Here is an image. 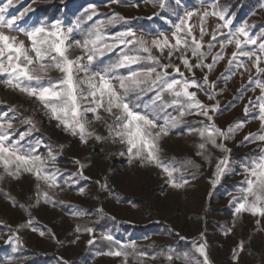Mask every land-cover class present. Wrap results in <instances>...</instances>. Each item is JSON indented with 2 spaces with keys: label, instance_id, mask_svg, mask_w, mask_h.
I'll use <instances>...</instances> for the list:
<instances>
[{
  "label": "rangeland",
  "instance_id": "rangeland-1",
  "mask_svg": "<svg viewBox=\"0 0 264 264\" xmlns=\"http://www.w3.org/2000/svg\"><path fill=\"white\" fill-rule=\"evenodd\" d=\"M3 3L6 0H0V5ZM235 3L236 0H166L162 8L156 0H13L6 10V19H18L13 29L3 27L0 31L23 40L26 47L30 45L26 31L39 26L51 27L57 20L65 32L73 28L69 44L83 43L101 25L104 37L101 43L112 44L116 33L127 30L149 43L161 34L171 40L175 25L187 12L194 13L188 24L193 26L198 39L201 16L205 12H223L231 24L218 29L224 23L218 16L204 18L206 34L201 51L210 53L204 60L205 67L188 71L178 59L180 52L171 57V64L180 66L183 78L194 79L200 85L189 91L196 92L204 105L219 106L218 111L209 113L212 120L199 115V109L185 111L181 105L159 111L150 99L155 96L152 91L142 93L139 99L130 95L136 111L146 112L158 125L168 128V135L158 142L160 161L164 167L175 169L172 179L181 187L171 185L162 167L133 158L127 152L128 145L110 135L109 125H114L115 120L102 109L99 113L102 119H95L91 112L86 118L88 131L103 139L90 137L87 143H82L79 135L65 131L62 125L58 127V121L51 118L38 99L9 88L5 83L7 76L0 74V123L12 124L7 130L6 146L16 143L21 133H26L19 140L21 153L35 147L37 151L32 155L45 159L43 171L54 175L58 184V187H49L44 180H37L24 171L10 176L0 166V176H3L0 180V264H205L198 252L201 244L206 245L209 264H264V217L235 211L238 202L247 195L243 191L248 177L245 166L264 149V142L244 139L249 133L257 137L264 133L258 108L249 104V100L256 103L261 95V89L249 82L250 77L264 82V75L257 73L255 57L238 55L232 60V53L238 51L235 44L222 47L219 42L230 31L245 27L257 44L244 45L243 50L262 56L260 67L264 68V54L258 51L259 43L264 42V0H252L244 10L243 1ZM114 14L124 20L108 23ZM218 30L223 35L212 40L211 34ZM209 42L213 45L211 49ZM136 48L133 44L104 50L103 55L96 56L90 70L106 71L119 60L122 50L147 55L132 51ZM217 53L223 58L209 71L206 65L213 63L212 57ZM70 55L84 53L74 47ZM152 55L161 64L169 63L168 49L163 54L153 49ZM187 56L193 64L199 62L191 50ZM238 64L245 67L238 68ZM152 66L151 61H144L130 68H119L110 75L126 76L131 70ZM168 72L171 77L183 79L173 67ZM48 75L56 80L61 73L49 69ZM205 77L208 83L204 82ZM213 83L214 87H209ZM209 94L213 99H209ZM163 97L164 104L173 100L171 93L165 92ZM170 118L176 122L166 123ZM240 121L245 123L229 134L228 139L217 137V144L223 147L211 143H206L204 150L198 147L205 142L199 131L206 126L214 123L226 131ZM154 131H159V127ZM49 150L54 160L49 159ZM225 157L227 167L217 177V163ZM44 191L49 193L50 200H45ZM248 199L251 202L253 197ZM102 219L118 224L120 231L110 230ZM135 228L143 231H134ZM107 235L113 240L103 239ZM93 239L95 242L90 244ZM241 242L243 251L238 249ZM113 251H121L122 255H109Z\"/></svg>",
  "mask_w": 264,
  "mask_h": 264
},
{
  "label": "snow or ice",
  "instance_id": "snow-or-ice-1",
  "mask_svg": "<svg viewBox=\"0 0 264 264\" xmlns=\"http://www.w3.org/2000/svg\"><path fill=\"white\" fill-rule=\"evenodd\" d=\"M118 2V0H115ZM160 7H165L166 0H156ZM13 0H6V3L0 5V28L7 27L13 29L16 19H6V10L12 6ZM194 15L192 12L185 13L183 18L179 19V23L175 25V30L172 32V39L169 36L161 34L158 38L148 41L137 37L132 30L116 33L113 37V43H101L104 37L101 34L98 26L90 38L83 41H73L69 44L70 34L73 28H68L64 31L59 20L54 21L51 27H34L30 31H26L25 35L29 38L30 45L25 46L23 40H18L14 35L6 34L0 31V74L7 76L6 85L29 97L38 99L42 106L51 113V118L58 121V127L63 126L65 131L72 135H79L82 143H87L88 138L94 137L97 140L103 137L96 135L94 132L88 131L86 114L91 112L95 114V119L99 120L102 117L99 115L102 109L108 115L113 116L114 125H109L110 135L118 137L121 143L128 145L127 152L133 158L140 159L144 164H155L157 167H162L163 171L169 177V182L173 187H181V184L176 183L173 178L175 169L170 170L164 167L160 161L159 140L168 135V128L160 126L156 120L150 117L146 112L136 111V105L132 104L130 95H135L137 99L142 93L152 91L155 96L150 97L155 109L164 111L167 107L181 105L185 111L188 109H199V115L212 120L209 113H214L219 110L218 105L207 106L197 99L196 92L189 91L190 88H199L200 85L193 80L183 78V73L180 71L179 65L171 64V57L175 52H180L182 64L188 71H193L195 68L205 67L204 60L210 53L201 51L204 47L203 37L206 34L203 27V20L209 15L218 16L224 23L219 28H226L231 24V20L225 18L223 12L212 11L205 12L201 16L200 37L199 39L193 33V26L188 24V20ZM119 20H124V17L119 14L114 16L108 23H116ZM20 31L21 29L16 28ZM218 35H223L222 32L215 31L211 34L212 40H217ZM243 36L244 39L240 37ZM131 38V39H129ZM221 46L235 44L238 51L232 53V60H235L238 55L253 58L258 74L264 75V68L260 67L262 56L256 55V52L243 50L244 45H255L257 40L250 37L245 27H239L234 32L230 31L224 41H219ZM135 44L136 49L146 53V56L139 54H130L123 52L119 60L111 65L106 71L93 72L90 66L96 59L97 55H103L104 50L111 51L115 47L124 45L126 48ZM74 47L80 48L84 55L72 57L70 52ZM213 45L209 42L208 48ZM156 49L163 54L165 49H168V64H161L158 57L152 55V50ZM191 50L192 56L197 57L199 62L193 64L187 56V52ZM258 51L264 54V42L259 43ZM31 53V54H30ZM223 57L221 53H217L212 57L213 63L207 64L206 67L211 71L213 64ZM229 61V64L232 63ZM87 61V63H85ZM144 61H151L154 66L147 67L141 70H131L126 76H112L110 73L115 72L119 68L129 67L136 64H141ZM173 67L183 79L171 77L168 68ZM237 67H245L243 64H238ZM159 68V71H158ZM49 69L57 70L61 73L59 79L53 80L48 75ZM248 71L247 68H245ZM194 75V72H193ZM171 77V78H170ZM116 83H113V81ZM34 82V83H33ZM204 82L208 83L207 77ZM250 83H255L261 89V95L256 98V103L249 100V104L258 108L259 119L264 121V82L259 79L252 80ZM209 87H214L209 84ZM171 93L173 100L171 103H163V94ZM181 98H186L183 101ZM209 99L213 97L209 94ZM160 101L161 103H157ZM245 115L248 114L249 107L245 106ZM184 112L180 113L183 116ZM175 118H170L166 123H175ZM31 123V121H29ZM244 121L238 122L234 127L229 126L227 130H221L210 124L199 131V135L205 138V142L199 144V148L204 150L206 143H211L217 147H223L217 144V137L224 139L229 138V134L239 130ZM159 127V131H154ZM12 128L11 123H0V166L3 167L5 173L10 176L18 175L21 171L31 173L37 180H44L49 187H58L54 175H49L43 171L46 167V161L40 155H32L36 152L35 147L26 150L23 154L20 151L19 140L23 139L26 133H21L16 143L6 146V141L9 140L8 129ZM245 141H255L258 139L264 142V133L258 137L255 134L249 133L245 136ZM224 151H230L224 148ZM203 155V152L198 153ZM49 159L54 160L49 150ZM131 163V160L129 161ZM228 158L220 159L217 163V177H219L227 167ZM248 171L246 178L247 187L243 190L247 193L242 197V202H238L236 213L248 211L253 215L264 217V149L261 150V155L253 158L248 165L245 166ZM3 176H0V180ZM39 189V185H37ZM39 195V193H38ZM45 200H50L51 197L47 191L42 193ZM253 197L250 202L248 197ZM259 225V220H257ZM79 230V229H78ZM91 232V229H86ZM43 235V233H41ZM103 239L112 241L111 235L104 236ZM95 240H90L89 243H94ZM240 251H243V243L238 246ZM198 252L203 255L205 264H209L206 252V245L201 244ZM109 255L121 256V251L110 252ZM172 259L171 256L168 257Z\"/></svg>",
  "mask_w": 264,
  "mask_h": 264
},
{
  "label": "trees",
  "instance_id": "trees-1",
  "mask_svg": "<svg viewBox=\"0 0 264 264\" xmlns=\"http://www.w3.org/2000/svg\"><path fill=\"white\" fill-rule=\"evenodd\" d=\"M241 1H243V3H241ZM252 2V0H236V3L237 4H240L242 5V10L245 9V7H248L250 6V3ZM235 3V4H236ZM235 4H231L230 6H234ZM244 4H247V5H244ZM102 223L105 224L106 226H108L110 228V230L114 231V232H119L120 231V228H119V225L114 223V222H110L108 220H105V219H102ZM134 231H143V229H137L135 228Z\"/></svg>",
  "mask_w": 264,
  "mask_h": 264
}]
</instances>
